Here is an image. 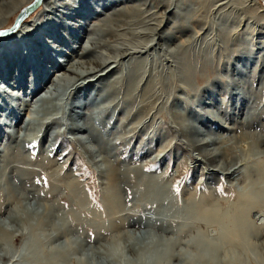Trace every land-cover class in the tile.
<instances>
[{"label":"bare ground","instance_id":"obj_1","mask_svg":"<svg viewBox=\"0 0 264 264\" xmlns=\"http://www.w3.org/2000/svg\"><path fill=\"white\" fill-rule=\"evenodd\" d=\"M32 1L0 0V31L6 30L11 19ZM101 1L99 4L96 2L93 5L87 0H44L42 5L38 7L41 8L35 12L34 16H31L32 18L27 21L24 20L16 32L6 38H1L0 95L5 91L2 86L4 83L13 90L17 89L23 92L27 99L22 101L19 96H16L20 99L19 101H22L20 105H23L24 109L28 108L30 112L32 110L44 114V118L37 117V122L40 123L39 120L41 121V128L43 126L47 128L52 124L63 125L65 130L60 127V130L55 132V136L58 137H62L64 131L72 129L79 133H86L92 139L99 138L98 148L101 150L110 147L117 150L118 146L126 149L127 146H130L132 136L137 133V130L135 126H131L128 132L123 131L120 134L118 141L113 142L110 140L111 131L106 129L105 125L99 122L97 118L91 119L89 117L82 124L74 120L75 118L71 113L74 111L72 108L83 107L84 103H76V98L73 95L81 89L94 86L95 83L105 82L104 86H108V93L112 96L110 100L112 107L124 108L126 104L125 118L127 119L142 104V98L147 99L152 95V92H155L158 80H164L163 84L167 83V87L168 85L169 87L176 85V82L180 81V87L186 88L189 95L185 99V105L195 111V120L199 118L195 107L199 100L197 94L200 93L195 94V96L190 94L200 66L196 58L195 51L197 49L195 50L193 46L195 51L187 52L183 42L173 48L159 44L161 40L174 38L179 32L187 28L186 22L182 20L186 16L183 13L184 8L176 3L177 0H142L144 1L143 4L127 3L114 8V3L119 0ZM126 1L129 2L130 0ZM250 1L254 2L253 5L259 4L258 0ZM153 3L155 5L150 7V4ZM223 4L225 5V3H221L220 6ZM96 5L106 10L105 17L92 27L85 21L76 22L81 18L88 17L91 12L95 13ZM259 7L260 11L264 13L263 6L260 5ZM175 8L180 9L175 13V17L179 20L167 29L166 26L168 27V22H170V17ZM64 28L69 29L72 39H74L72 41V54L80 58L76 62L72 61L69 67L60 63L56 55L53 54L59 51L58 48L66 42L61 33ZM51 38H54L56 43L60 41L57 48L50 46ZM82 38H87L90 46H82ZM78 42H81L79 46L76 45ZM153 45H159L162 53L160 56H164L165 60L168 61V67H160V65L149 67L148 59L141 56L142 52L148 51ZM103 49L108 50L109 53H104ZM61 52L63 55L66 54V51ZM88 56L91 58L82 59ZM159 58L162 59V57ZM79 68L85 70L78 71ZM114 72H117L116 77L109 81L105 79V76ZM160 73L163 76L168 75L167 82ZM140 87L145 88L142 90L143 96L138 93ZM61 88L63 89L62 92H60ZM60 96L64 97L65 101L58 99ZM72 96L75 101L74 99L70 101ZM140 97L142 98L140 99ZM192 97L197 98V100H192ZM57 99L60 101L58 102ZM16 107L18 108V105ZM17 108L11 111L16 112ZM106 113L108 114V112ZM16 118L15 125L19 129L26 128L35 119L34 116H30L24 120L21 114ZM67 118L68 122L66 121ZM69 119H72L71 124H69ZM195 120L185 116L180 124V132L193 145L203 148L205 158L212 161L222 160V170L227 169L224 168L225 165L228 167L227 165L230 164L228 168H231L238 164L235 162L234 165H231L232 159L229 160L231 158L229 153L233 148L227 147L225 141L216 142L218 146L210 148L211 144L206 140L197 139L201 132L195 125ZM3 125L4 123L1 122V130ZM75 139L83 143L82 137L77 136ZM248 139L250 140L248 141L249 148L247 150L243 148L241 152L239 151L242 153L240 161L245 160L246 163L245 165L240 163L241 165L234 167L233 170L242 168L241 187L239 186L240 188L237 189L236 197L233 200L230 199V203L222 201L219 204H212L210 198L214 199V196L211 194L209 196L201 195L200 198H191L183 207L176 202L178 187L174 183L164 181L159 175L148 177L143 174L145 168L153 164L152 160H148L140 167L132 170V168L120 167V156L113 153L105 156L104 159L106 169L102 171L101 175L108 180V183L103 190L100 199L101 204L98 208H93L86 201L79 184L70 183L66 187L63 186L64 189L61 187L62 193H55L56 189L60 187L58 184L52 183L55 187L47 191L49 192L47 195H54L58 199L45 205L43 211H39L35 207L38 205H32L28 202V194L32 191L29 192L31 188L28 189L27 185L30 181L32 183L38 179L37 177L41 178L42 181L47 180V177L44 178L45 176H42L31 165L39 164L45 168L52 166L55 161L52 154L44 151L45 154L37 155L39 140L27 141L28 149L34 150L32 153L13 148L9 142H6L2 146L3 152L0 153V214L7 213L5 219H0V258L10 259L12 264H93V262L95 264L96 262L93 261L92 257V260L87 256L84 259H73V255H75L80 244L75 243L74 246V242L71 241L63 245H52V243L64 236L66 231L73 227L80 230L85 239L86 234L92 229L100 233L104 229L117 230L119 222L115 219L120 218L121 221H125L124 216L113 215L117 212L116 209L121 207L123 200L121 186L123 183H129L131 191L139 198H136L139 202L136 204L138 207L149 205V207L156 206L159 209L160 217L157 222L161 220L163 223L170 222L171 224L173 222L171 216H174V213L180 212L184 215L185 221L180 225L177 224L178 226L176 225L177 228H175L172 236H161L160 239H154L157 236L154 235V238H151L148 233L137 236L131 233H122V231L114 236V240L111 238L115 243L122 242L123 247H119L120 249L131 247L137 251L135 254L139 256L140 264H171L172 260H179L181 264H214L222 253L220 252V245L225 247L228 244H232V246L234 244L237 248L260 249L259 243L256 244L253 241L257 233L261 231L259 230L260 227L258 222L255 224L247 214H250L254 209L264 208V148H262L264 140L256 134L248 135ZM243 143L245 144V142ZM143 145L144 142L141 146ZM83 151L74 150L69 153L76 159L80 168L88 166V162H86L88 159L85 158V154H91L90 149L86 146ZM234 157L239 158L237 154ZM58 169L60 168L58 167ZM54 174L55 176L61 175L59 171H55ZM35 197L38 198V195ZM61 203H68L69 206L66 214L63 211L64 217H57L54 210L56 208L58 210L57 205ZM176 218H178L177 215ZM226 218H233L236 221L235 227L229 229L224 226L225 229L222 233L215 234L220 243H214L213 238L207 232L208 226L218 219ZM179 220L177 219V222ZM186 231H188L187 239L182 241L181 235ZM14 240L20 244H15ZM138 243L144 245L138 247ZM182 247L185 248L182 249ZM120 249L109 251V257L121 258L123 255ZM262 250L261 253H264V249Z\"/></svg>","mask_w":264,"mask_h":264},{"label":"rangeland","instance_id":"obj_2","mask_svg":"<svg viewBox=\"0 0 264 264\" xmlns=\"http://www.w3.org/2000/svg\"><path fill=\"white\" fill-rule=\"evenodd\" d=\"M87 1L94 5L96 2L99 4L101 0ZM101 2L103 3V1ZM258 2L259 4L253 5L254 2L250 0L176 1V3H179L184 8L183 13L186 16L182 20L186 22L187 28L179 32L174 38L161 40L159 44L160 46L164 45L173 48L183 42L184 49L187 52L192 53L197 49L195 51L197 54L196 58L200 66L196 74L194 87H192L191 93L189 92L193 94L192 96L200 93L197 94L199 100L195 107L198 114L197 117H199L196 120V116H194L195 111H192L185 105V99L189 95L186 88L180 87V81L176 82V85L170 87L168 85L167 87V83L163 84L164 80H158L155 92H152V95L147 99L140 97L143 100L142 104L127 119L125 118L126 104L124 108H115L110 105L112 96L108 93V86H104L105 82L95 83L94 86L81 89L77 94L73 95L76 98V103H84L83 107L76 106L72 108L74 109L71 112L75 118L74 120L82 124L89 117L91 119L97 118L99 122L105 125L106 129L111 131L110 140L113 142L119 140L120 134L123 131L128 132L131 126H135L137 133L132 136L131 144L126 149L125 147L118 146L117 150L111 147L101 150L98 148L100 144L99 138L92 139L86 133H79L73 129L64 131L62 137L55 136V132L60 130V127L63 128V125L52 124L47 128L44 126L41 128V121L39 120L40 123H38L37 117H40V119L44 118V114L32 110L30 112L28 108L24 109L23 105H20V102L23 99H27V96L17 89L13 90L4 83L2 86L5 91L0 95V123H4L2 130L0 129V153L3 152L2 146L6 142H9V145L13 148L23 149L26 152L32 153L34 150L28 149L27 141L35 139L39 140V146L36 150L37 155L41 156L47 151L46 153H51L53 160H55L54 164L47 168L41 167L39 164L31 165L42 176H45L44 178L47 177V180L42 181L40 180L41 178L37 177L38 179L32 183L31 181L28 183V189L31 188L29 192H33L28 194V202L32 205H38L35 207L39 211H43L45 205L51 204V202L58 199L54 195V198L51 194L47 195V193L49 194L47 191L55 187L52 183L58 184V187H60L56 189L55 193H62L66 185L77 183L84 193L86 201L93 208H98L99 204H101V195L106 187V183H108V180L101 175L102 171L106 169L104 159L105 156L115 153L120 156V167L132 168V170L140 167L146 161L152 160L153 164L146 167L143 174H146L148 177L159 175L162 176L164 181L174 183L178 187L176 202L183 207L187 204V200L191 198H200L201 195L209 196L211 194L214 196V199L210 198L212 204H219L222 201L230 203V199L233 200L236 197L237 189L241 187V176H243L241 172L242 168L233 171L234 167H237L240 163L244 165L246 163L244 162L245 160L240 161L242 153H239V151L241 152L243 148L246 150L249 148L248 141L250 140L248 139V135L250 134H256V136L258 135V137L264 140V13L260 11L259 7L262 5V9H264V1L258 0ZM127 3L143 4L144 1L130 0L127 2L126 0H119L117 3H114L113 8ZM221 3H225V5L220 6ZM154 5L155 3L150 4V7ZM95 7H97L95 13L91 12L88 17L81 18L76 22L82 23L85 21L90 27L94 26L107 13L105 9L99 8L97 5ZM40 8L30 14L25 21L32 18L31 16H34L35 12ZM176 11H180V9L175 8L173 10L170 17L171 20L168 22L169 25L168 27L166 26L167 29L172 27L175 21L179 20L175 17ZM16 16L8 23V28L13 24ZM61 33L67 43L65 42L64 46L59 47V51L53 54L56 55L60 63L69 67L72 61L76 62L80 58L72 54V41L74 39H72L69 29L64 28L61 30ZM50 41L52 48H57L60 44V41L54 42L56 41L54 38H51ZM81 42L82 46H90L87 38H82ZM81 42H78L76 45L79 46ZM61 51H66V54L63 55ZM103 52L109 53L106 49H103ZM141 54L139 55L144 59H148L149 67L152 65H156V67L159 65L160 67L169 66L165 57L160 56L162 53L159 45H153L152 48ZM159 57H162V59ZM90 58L91 56L82 59ZM45 64H47L46 61ZM80 70L84 71L85 69L79 68L78 71ZM116 73L114 72L105 76V79L108 81L112 80V78L117 76ZM160 75L163 76L161 73ZM161 76L160 79H162ZM163 77L167 82L168 75L165 74ZM143 84L144 81L141 84L142 88ZM208 86L210 88H207ZM141 87L138 89L139 95L144 94L142 90L145 88L142 89ZM62 91L63 89L61 88L60 92ZM16 96H19L22 101H19L20 99ZM73 96L70 98V101H73ZM58 99L65 101L64 97L61 96ZM192 100L196 101L197 98L192 97ZM17 105L18 108L16 107ZM14 108L18 110L12 112L11 110ZM107 108L108 110H106ZM19 114H21L22 118L24 117V120H27L30 116H34L35 119L26 128L19 129L15 125L16 116ZM185 116L195 120L194 123L201 132L197 139L201 141L206 140L211 144L210 148L218 146L216 142L225 141L227 147L233 148L230 153L228 152L229 156L231 155L229 160L232 159L231 165H234L235 162H238V164H235L231 168H228L230 164L227 165L228 167L225 165L224 168L227 169L222 170V160L212 161L206 159L203 155V148L193 145L180 132V124ZM66 121L68 122V118ZM71 122L72 119H69V124ZM62 130L65 129L63 128ZM77 136L83 138V143L75 139ZM143 142L144 145L141 146ZM82 145L88 147L91 151V154H85V158L88 159H85L88 162V166H84V168H80L73 155L69 154L70 151L74 150L83 151L84 147ZM236 154L239 158L234 157ZM55 171H59L61 175L55 176ZM11 181L13 182L14 180ZM121 187L123 200L121 207L116 209L117 212H115L116 214L113 212V215L124 216L125 221H121L120 218L115 219L119 222L118 231L104 229L100 233L92 229L86 234L85 239L82 237L84 235L80 233V230L73 227L68 229L64 236L56 239L52 245H63L69 241L74 242V246L75 243L80 244L75 255H73V259H84L86 256L91 259L92 257L93 261L96 262L95 264H140L139 256L135 254L137 251L131 247L120 249L123 247L122 242H113L116 234L122 231V233H131L137 236L148 233V236L151 238H154L155 235L157 237L154 239H160L161 236H172L175 228H177L176 225H180L185 221L183 213L176 212L180 214L174 213L175 217L171 216L173 219L171 224L170 222L163 223L161 220L157 222L160 214L156 206L149 207V205H143L138 207L136 204L139 203L137 200L139 198L133 194L129 183H123ZM37 195L38 198L35 197ZM215 198L217 199L216 201ZM68 206V203L57 205L58 210L56 208L54 214L57 217H64L63 214H66ZM176 215L178 218H176ZM6 216L7 213H2L0 214V219H5ZM247 216H250V220L255 224L258 222V226L260 227L259 230L261 231L257 233L253 240L256 244L259 243L260 249L237 248L234 244L233 246L232 244H228L225 247L222 245V249L220 245V252L222 253L219 255L218 252L219 257L214 264H264V253H261V251L263 252L262 249H264V208L254 209ZM177 219L183 220L177 222ZM215 222L208 226L207 232L213 238L212 241L214 243H220L218 236L215 234L222 233L226 227L233 229L236 221L233 218H226L223 220L218 219ZM187 232L182 233V241L187 239ZM110 239L111 241H109ZM14 242L15 244L17 243L16 240ZM143 245L142 243H138V247ZM184 248L182 247V249ZM115 249L121 250L123 255L121 258L109 257V251L112 252ZM170 263L181 264L179 260H172ZM0 264L12 263L8 258H0Z\"/></svg>","mask_w":264,"mask_h":264},{"label":"water","instance_id":"obj_3","mask_svg":"<svg viewBox=\"0 0 264 264\" xmlns=\"http://www.w3.org/2000/svg\"><path fill=\"white\" fill-rule=\"evenodd\" d=\"M44 0H33L27 7L21 10V12L17 15L14 20V23L11 27L7 28L6 30L0 31V39L6 38L10 34L16 32L23 21L29 17V15L35 11L39 6L42 5Z\"/></svg>","mask_w":264,"mask_h":264}]
</instances>
